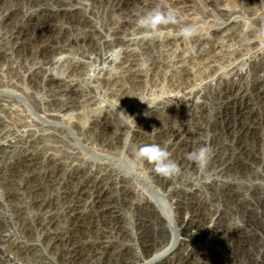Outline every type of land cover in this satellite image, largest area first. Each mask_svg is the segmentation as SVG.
I'll use <instances>...</instances> for the list:
<instances>
[{
	"label": "rangeland",
	"instance_id": "obj_1",
	"mask_svg": "<svg viewBox=\"0 0 264 264\" xmlns=\"http://www.w3.org/2000/svg\"><path fill=\"white\" fill-rule=\"evenodd\" d=\"M0 264H264V0H0Z\"/></svg>",
	"mask_w": 264,
	"mask_h": 264
},
{
	"label": "clouds",
	"instance_id": "obj_2",
	"mask_svg": "<svg viewBox=\"0 0 264 264\" xmlns=\"http://www.w3.org/2000/svg\"><path fill=\"white\" fill-rule=\"evenodd\" d=\"M176 17L172 12L167 14L160 9H152L147 14L137 20V24L144 29L155 31L160 25L175 23ZM182 35L186 39H191L195 30L191 26L182 28ZM213 151L210 145H204L190 152L187 158L194 162L199 171L203 174L208 169L212 159ZM136 160L141 163H148L153 171L159 176L172 179L181 173L178 163L172 159V154L159 144H144L140 146L136 153ZM210 181V178H209Z\"/></svg>",
	"mask_w": 264,
	"mask_h": 264
},
{
	"label": "bare ground",
	"instance_id": "obj_3",
	"mask_svg": "<svg viewBox=\"0 0 264 264\" xmlns=\"http://www.w3.org/2000/svg\"><path fill=\"white\" fill-rule=\"evenodd\" d=\"M252 32H253V31H252ZM247 36H248V35H247ZM213 46H214V45H213ZM207 54H208V53H207ZM209 55H210V54H209ZM210 56H211V55H210ZM188 59H189V58H188ZM197 64H198V63H196V62H192V67H196V68H197ZM196 70H197V69H196ZM197 71H198V70H197ZM194 72H195V71H194ZM200 72H201V71H200ZM198 73H199V72H198ZM197 75H199V74H197ZM199 76H200V75H199ZM195 77H198V76H195ZM158 78H159V77H158ZM198 79H200V78H197V80H198ZM184 84H185V83H184ZM138 85H139V84H138ZM144 86H145L144 84L139 85L140 90H141V88H144ZM178 86H179V85H178ZM186 86H187V85H186ZM135 88H136V87H135ZM172 89H173V88H171V87H169V86L166 87V86H164V85H161L160 88H159V90H161V91H170V90H172ZM150 92L153 94V93H155L156 91H155V90H153V91L151 90ZM183 222H184V221H183Z\"/></svg>",
	"mask_w": 264,
	"mask_h": 264
}]
</instances>
